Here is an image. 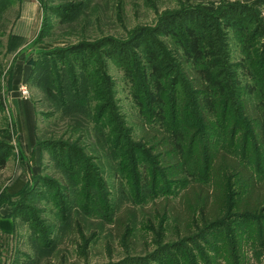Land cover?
Here are the masks:
<instances>
[{
	"label": "rangeland",
	"instance_id": "1",
	"mask_svg": "<svg viewBox=\"0 0 264 264\" xmlns=\"http://www.w3.org/2000/svg\"><path fill=\"white\" fill-rule=\"evenodd\" d=\"M186 26L206 35L213 32L219 50L233 65L241 93L246 90L244 86L251 85L237 66L249 61V48V57L258 67L264 63V0L0 2V144L8 149L6 167L0 170V264H264V242L257 241L258 232L246 228L247 223L240 218L207 231L200 240L174 247L183 242L178 238L183 235V225L178 227L171 218H158L163 210L153 205L158 203L154 199L158 196L150 193V187L138 189L136 198L134 184L125 188L121 185L115 170V151L88 130L86 119L72 111L64 112L59 101L50 99L46 88L56 91L59 85L37 72L46 46L64 51L75 44L112 41L97 53L83 55L94 53L91 60H97L96 74L105 73L111 84L107 89L100 87L104 101L109 100L113 107L106 111L112 122L105 131L122 129L123 137L137 142L143 135V120L133 92L143 90L144 75L151 77L148 51L159 62L172 66L163 69V74L181 73L174 58L182 59L178 41L185 38ZM141 35V40H148V49L137 47L130 55L124 51L130 59H121L115 47L135 40L138 43ZM110 51L115 54L112 60L106 58ZM80 57L61 56L57 70L69 69L61 62L84 66L87 62H80ZM127 62L130 74L124 69ZM17 75L20 79L16 83ZM132 77L136 78L135 88ZM180 81L176 80L178 86ZM23 88H28V95ZM101 103L94 101L90 108ZM122 135L112 133L117 138ZM214 137L216 142L221 139L219 133ZM236 149L243 152L241 144ZM246 154L252 170L264 169V152L250 147ZM69 155L75 162V175L87 169L95 175L91 178L93 185L100 184V212H95L93 202L84 201L87 180L82 183L80 176L82 185L73 187L65 176L64 168L69 164L63 163L68 162ZM126 170L131 178L130 167ZM16 180L24 182L25 187L13 194ZM170 190V198L177 200L178 195L173 193L176 188ZM119 202L130 212L125 214L121 208L119 215L124 223L116 225L112 217Z\"/></svg>",
	"mask_w": 264,
	"mask_h": 264
},
{
	"label": "trees",
	"instance_id": "2",
	"mask_svg": "<svg viewBox=\"0 0 264 264\" xmlns=\"http://www.w3.org/2000/svg\"><path fill=\"white\" fill-rule=\"evenodd\" d=\"M2 1L5 0H0ZM184 30L185 38L178 41L182 59L177 56L174 58L181 73L173 76L169 72L163 74V69H172V66L159 62L155 54L150 50L147 54L146 51L147 63L152 70L151 77L145 78L144 75L143 90L133 92L143 120V135L137 142L123 137L122 129L105 131L106 126L109 127L112 122L108 121L106 111L113 107L109 100L104 101L100 87L107 89L111 84L105 73L96 74L94 65L97 60H91L94 53L90 57L83 55L88 51L97 53L105 45L113 44L112 41L95 45L75 44L64 51L52 50L53 46H46L42 50L43 61L37 66V72H42L59 85L56 91L51 87L46 88L50 99L59 101L64 112L72 111L86 119L89 123L88 130L91 129L98 137H102L112 151H115L118 159L115 170L121 185L125 188L134 184L137 187L133 193L136 198L140 193L138 189L150 187V193L153 191L154 196H158L154 198L158 203L154 200L153 205L157 204L163 210V215L158 218H171L178 227L183 225V235L178 237L183 242L176 243L174 247L184 241L200 240L207 231L220 229L225 222L236 218L246 222V228L256 230L259 235L255 238L262 243L264 169L258 167L252 170L248 166L246 151L253 147L264 152V63L261 62L258 67L257 61L249 57V48V61L244 60L243 64L237 66L251 82V85L244 86L246 90L241 93L238 76L232 71L233 65L228 57L225 59V55L219 50L216 35H212L213 32L202 34L190 26H186ZM142 37L143 35L139 36L138 43L135 40L115 47L119 50L118 56L127 61L130 58L124 51L130 55L131 49L137 47L147 50L148 40L143 41ZM106 53V58H114L115 54H111V51ZM64 55L81 56L80 62L83 59L87 63L84 66H71L67 62H61L68 65L69 69L65 68L60 72L61 69L57 70L58 58L62 60L61 56ZM124 69L130 74L128 62ZM177 79L181 80L182 84L179 83V86L183 88V92L176 83ZM130 80L134 87L136 78L132 77ZM94 101L103 104L91 109ZM113 132L118 137L122 135V138L113 137ZM218 133L221 139L216 142L214 135ZM237 144H241L243 152L236 149ZM50 146L59 148L60 144ZM143 159L147 160V164L140 163ZM7 161L8 149L0 144V170L6 167ZM66 161L68 162L63 164L69 166L64 168L65 176L73 182V187L82 185L83 180H87L84 201L93 202L95 212H100L98 202L101 186L91 182L95 175L81 168V183L80 176L75 175L72 156L69 155ZM127 167L131 169L133 181ZM24 187V182L16 180L12 193L18 194ZM170 187L179 190L173 192L178 195L177 200L170 198ZM81 199L83 200V195ZM125 206L123 202L117 203L112 217L113 224L124 223L119 213L121 208L125 209L124 213L130 212V208L126 210ZM102 215L107 217L103 212Z\"/></svg>",
	"mask_w": 264,
	"mask_h": 264
},
{
	"label": "built area",
	"instance_id": "3",
	"mask_svg": "<svg viewBox=\"0 0 264 264\" xmlns=\"http://www.w3.org/2000/svg\"><path fill=\"white\" fill-rule=\"evenodd\" d=\"M22 92L25 93L26 95H28L29 90H28V88H23V89H22Z\"/></svg>",
	"mask_w": 264,
	"mask_h": 264
},
{
	"label": "crops",
	"instance_id": "4",
	"mask_svg": "<svg viewBox=\"0 0 264 264\" xmlns=\"http://www.w3.org/2000/svg\"><path fill=\"white\" fill-rule=\"evenodd\" d=\"M19 79H20V76H14V81L17 83V82H19Z\"/></svg>",
	"mask_w": 264,
	"mask_h": 264
}]
</instances>
